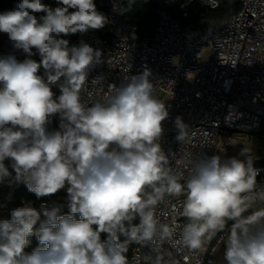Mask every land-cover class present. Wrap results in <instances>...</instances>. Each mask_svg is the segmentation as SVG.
<instances>
[{
	"label": "clouds",
	"instance_id": "obj_1",
	"mask_svg": "<svg viewBox=\"0 0 264 264\" xmlns=\"http://www.w3.org/2000/svg\"><path fill=\"white\" fill-rule=\"evenodd\" d=\"M56 5L19 0L0 13V33L14 50L0 55V182L11 175L4 164L10 159L16 181L37 198L68 185L70 211L60 215L59 207L47 205L13 209L11 219L0 220V264H128L118 232L127 231L137 243L171 238L172 229L155 216L165 194L186 196L183 245L199 250L231 220L226 264H264V208L242 217L250 206L244 194L254 190L260 171L251 155L243 149L245 160L200 158L179 182L165 167L159 140L169 112L154 95L151 70L127 76L111 86L105 102L85 106L81 89L104 53L83 41L69 47L61 36L103 29L109 19L94 0H56ZM33 49L39 61L15 55L31 57ZM171 62L178 65L179 58ZM194 77L186 73L189 81ZM56 114L60 130L49 132ZM175 123L176 140H183L185 123L181 117ZM32 236L39 246L26 252Z\"/></svg>",
	"mask_w": 264,
	"mask_h": 264
},
{
	"label": "built area",
	"instance_id": "obj_2",
	"mask_svg": "<svg viewBox=\"0 0 264 264\" xmlns=\"http://www.w3.org/2000/svg\"><path fill=\"white\" fill-rule=\"evenodd\" d=\"M144 2L153 4L157 14V25L149 37L141 38L137 27L126 19L122 0H105L109 23L102 30L77 32L76 42L73 34L61 36L69 41V47L83 41L104 53L102 64L90 72L81 89V102L85 106L103 103L111 86H120L127 76L150 69L154 95L169 112L159 140L168 159L165 167L179 182L186 181L194 161L200 158L220 155L222 159L245 160L246 155L234 153L244 143L231 132L264 134V0H239L238 11L218 18L216 27L208 29L187 21L191 6L198 3L216 9L219 0ZM199 52L202 57L198 59ZM173 57L179 58L178 65L171 62ZM188 71L195 73L191 81L186 78ZM57 87L53 86V91L58 96ZM230 112L235 114L233 120ZM177 117L185 123L180 141L176 140ZM51 122L49 132L60 130L59 114L51 117ZM246 153L253 160H264V142ZM12 163L10 159L4 161L13 173L0 182V220L8 219L17 190L27 188L16 181ZM254 167L260 171L254 190L244 194L250 197V206L242 214L245 218L264 208V164ZM67 187L42 199L24 196L20 205L37 210L42 205L57 206L62 215L70 211ZM185 199L184 194L164 195L155 207V216L159 224L172 229L171 238L161 240L157 236L153 241L136 243L128 264H216L217 249L228 240L233 221L229 220L211 240H205L199 250L189 249L181 242L183 228L189 223L182 214ZM138 222L137 217L132 223Z\"/></svg>",
	"mask_w": 264,
	"mask_h": 264
},
{
	"label": "trees",
	"instance_id": "obj_3",
	"mask_svg": "<svg viewBox=\"0 0 264 264\" xmlns=\"http://www.w3.org/2000/svg\"><path fill=\"white\" fill-rule=\"evenodd\" d=\"M19 0H0V13L4 11L13 9L14 5L18 3ZM125 5V17L126 19L137 27L138 34L141 38L149 37L153 34V31L157 25V14L153 4L146 3L144 0H122ZM220 5L216 9H209L207 7H202L198 3H194L191 6V14L187 21L192 22L196 25L201 26L204 29L215 28L217 20L220 17L228 16L240 8L239 0H219ZM44 3L56 7V0H44ZM97 10L107 16V8L105 0H94ZM38 17L44 15L43 13H36ZM107 26V25H106ZM105 26V27H106ZM102 30V29H100ZM73 39L76 42L75 34H73ZM12 46L9 42L8 36L6 34L0 33V55H6L13 52ZM33 55L27 57V54L22 51H16L15 55L18 60L23 61L26 58H31L33 60L39 61L40 56L35 49L32 50ZM52 124V122H50ZM36 197L34 193L29 191L27 188L23 187L17 190L11 207L8 212V219H11V211L16 208H20V199L22 197ZM37 198V197H36ZM38 198V199H42ZM69 212L64 211L62 215L68 214ZM79 218V217H77ZM118 242L126 245L127 248V258L129 262L130 254L132 248L137 242L131 241L129 239L127 231L117 235ZM105 238L102 234V239ZM30 245L25 249L26 252H31L32 249L39 246V242L35 236L30 237Z\"/></svg>",
	"mask_w": 264,
	"mask_h": 264
},
{
	"label": "rangeland",
	"instance_id": "obj_4",
	"mask_svg": "<svg viewBox=\"0 0 264 264\" xmlns=\"http://www.w3.org/2000/svg\"><path fill=\"white\" fill-rule=\"evenodd\" d=\"M231 133L237 140L244 143L243 147L240 150L234 149V153L240 154L243 149L246 152L248 149H253L255 146H257L258 143L264 142L263 133H246L240 131H232ZM9 172L13 173V171L11 170H9Z\"/></svg>",
	"mask_w": 264,
	"mask_h": 264
},
{
	"label": "crops",
	"instance_id": "obj_5",
	"mask_svg": "<svg viewBox=\"0 0 264 264\" xmlns=\"http://www.w3.org/2000/svg\"><path fill=\"white\" fill-rule=\"evenodd\" d=\"M254 149H256V146L253 149H248V150H254ZM239 155H241V153ZM226 242L221 244L217 249L215 256L216 264H226V261L224 259V245L226 244Z\"/></svg>",
	"mask_w": 264,
	"mask_h": 264
},
{
	"label": "water",
	"instance_id": "obj_6",
	"mask_svg": "<svg viewBox=\"0 0 264 264\" xmlns=\"http://www.w3.org/2000/svg\"><path fill=\"white\" fill-rule=\"evenodd\" d=\"M253 161H254V165L264 164V160H253Z\"/></svg>",
	"mask_w": 264,
	"mask_h": 264
}]
</instances>
